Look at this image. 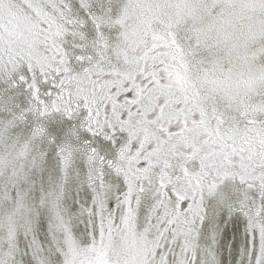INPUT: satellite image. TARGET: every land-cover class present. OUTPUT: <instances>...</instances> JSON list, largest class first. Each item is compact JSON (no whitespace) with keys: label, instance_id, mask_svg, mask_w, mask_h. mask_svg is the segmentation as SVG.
<instances>
[{"label":"snow or ice","instance_id":"snow-or-ice-1","mask_svg":"<svg viewBox=\"0 0 264 264\" xmlns=\"http://www.w3.org/2000/svg\"><path fill=\"white\" fill-rule=\"evenodd\" d=\"M0 264H264V0H0Z\"/></svg>","mask_w":264,"mask_h":264}]
</instances>
